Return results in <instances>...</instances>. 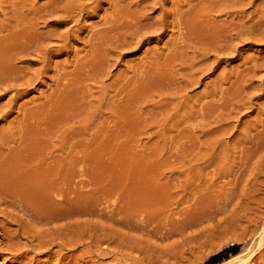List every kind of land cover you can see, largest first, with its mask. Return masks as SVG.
I'll use <instances>...</instances> for the list:
<instances>
[{"label": "rangeland", "instance_id": "1", "mask_svg": "<svg viewBox=\"0 0 264 264\" xmlns=\"http://www.w3.org/2000/svg\"><path fill=\"white\" fill-rule=\"evenodd\" d=\"M116 1L114 2L113 0L110 3L111 0H108V2L107 0H75V2L74 0H0V39L3 38L0 40V43L4 44L9 37L14 38V36L16 41L17 39H21L18 36L20 37L19 34L23 30V32L25 31L24 33H27L28 37L30 35L29 38L32 40V43L29 41L32 45L29 43L28 46L33 47L36 43L39 44V42H35L37 39L33 40L37 35L36 37L43 38L41 44H45L42 47L46 48L44 62L37 57L38 55H35L33 52L31 54V51L28 56L24 53L26 58L22 54L25 59L21 58V54L12 56L13 63L10 62V70L7 69L10 72L12 71L14 75L17 72L15 70L20 69L19 71L22 74L18 71L16 75L19 73L18 76L22 77L21 79L16 75L13 76V73L10 76L6 67H4V70L2 67L0 69V79H2L0 80V162H3L5 166L8 165V168L11 170L6 169L7 166H3L5 169L1 168V164L3 163H0V171H3L0 173L2 174L0 175V180L2 181L0 182V198H2L0 200V239L4 236L3 234L15 235L14 232L25 231L26 233L28 230L29 235L30 233L33 234L34 231L36 232L40 227L44 229L48 227L46 225H39L40 227H38V224L34 225L33 220L30 219L29 213L31 212L32 214V211L37 210L40 203L36 204V200L34 202V199H29L27 196L23 198L25 196L23 186L28 187L26 182L27 184L29 182L26 180L31 179L33 174L35 176L38 175L37 170L39 171L38 178L34 177L40 180V182L38 183L36 180V182L33 180V184L29 183L30 185H34V187L35 184L38 185L40 183H47V186L50 184V186H56L57 183L58 186V182L61 180L60 186H64L63 188H65L66 183L71 180L70 183L73 186L75 185L76 188L80 186L83 189L88 188L87 190H77L78 188L74 189L75 186H71L73 187L72 190L74 189L77 193L79 191L78 194L80 195L84 194V192L86 193V191L90 192H88L89 195H94L100 184L99 189L101 186H111L109 188L117 192L120 191L118 194L123 198L121 199L122 213L125 211L123 217L127 220L135 218L138 221L139 219L137 218H141L143 220L140 219L141 222L146 227L137 228V232V229L132 230L130 228V231L129 228L124 226L108 224L105 230L110 233L112 232L117 239L128 236L130 240L127 238L122 241H125L122 244L127 247L125 251L126 253H130V255L132 254V257L137 258L141 264H236L233 262L237 261V264H240L242 261L244 262V257L242 256H245L246 252H248V254L246 253L247 255L250 252L255 253L250 254L249 259L246 257L247 255L245 256V259H247L245 264H251V262L254 264L255 260L259 259L260 261L261 258L264 260V244H262L264 241H261L264 240L262 239L264 237H260L264 236V142H261L264 141L262 139L264 137H261L264 136V130H262L264 129L262 127L264 126V118H262L264 117L262 115L264 112L261 111L264 110V86H262L264 83L260 84L261 80L264 81L262 79L264 78V71L260 68L264 67H256V65L264 64V41H260V43L258 41L241 43L239 42L240 39H238L239 41L232 39L228 44L235 45L237 49L233 50L230 48L231 50L227 49L228 52L226 49H220L218 53L216 52L217 50L208 51V46L198 45L193 38L191 40L182 39L184 43L181 42V38H179L180 31H177V28L173 26L176 31L172 30L170 22L168 23L169 20H172V17L168 19V16L165 18V23L168 20L167 23L169 25L165 24L163 26L162 29L164 31L161 30L159 24L155 25V27L151 26V24L146 25L144 29H149L148 31L141 29V32H144V34L142 32L143 36L150 37L147 38L148 40L141 38L142 42L141 40L137 41L140 38L137 36V40L134 39V42L137 41V43L127 39V37L126 40L128 42H125L124 33H127L125 28L123 32L122 30L120 31V34L116 31V33L106 34L103 40L101 39L102 41L98 40L97 44L94 42V39L91 40V35L97 32L98 29L100 30L101 27L104 28L106 19L111 18L109 15L115 9L114 3ZM123 1L118 3L120 8L129 2V0ZM160 1L164 2L159 7H154L151 0H142V3H146L152 9L149 10L148 6L141 5L148 7L144 13L147 12L148 16L150 14L149 23L152 20L154 21V19L157 20L164 12L166 13L167 9L171 11L174 6L173 4L178 7L179 5L177 4L179 3L180 7L183 6V9L181 8L183 11L190 12L189 17L194 20L196 17L198 18H196L197 21L195 20L196 23H210L208 25H211L213 30V26L216 29L223 25L226 26L225 24L233 19L230 24H234L235 22V24H238L237 19L239 17L240 21L245 23V20L248 21L251 17L252 23L259 16L261 7H264V4H262L264 0H255L256 4L254 0L253 2L252 0H234V2L236 1L235 3L233 0L232 3H229L231 0H211L212 3L214 2L213 4H211L210 0H205V2L204 0H198V2L196 0ZM243 1H246V3ZM194 2L197 4L195 5ZM132 3H129V5L131 4L130 10L135 7ZM184 3L186 5H183ZM189 3L195 7L188 6ZM218 3H221V6ZM223 3L226 4L224 5ZM237 3L240 4L237 5ZM110 4L114 6H111V9L108 7ZM162 4H164L163 7ZM217 4L220 7L219 9L216 6ZM13 6L14 9L11 8ZM200 7H202V10H200ZM238 7H241V9ZM16 8L17 11H15ZM208 8L210 10L213 8L215 12L211 10L209 14ZM236 8L238 12L244 11L243 15L246 14L248 16L249 14V19H247L246 15L242 16L241 13H238ZM51 9H54L55 12L46 15V12ZM18 10L20 12L22 10L23 12L20 13ZM45 10L47 11L45 12ZM79 10L81 11L79 12ZM218 10L221 11V14L224 13V15H220ZM231 10L235 12L232 13ZM226 11L227 13H225ZM160 12L162 13L160 14ZM230 12L231 14H235L236 17L240 14L241 16L237 18L235 15V18L232 15L227 16L226 14ZM205 13L209 15L206 16ZM251 13H255L254 15L252 14L253 18ZM64 14L65 17H62ZM123 14L124 12L122 11ZM14 15L16 16L14 17ZM25 15H27L29 20ZM66 15H69L70 18H68L69 16L66 17ZM107 15L109 18H106ZM32 16L34 18L40 17L35 18V21ZM127 16L125 15L126 19H128ZM200 16L204 18L205 23ZM18 18H20L22 23H17L19 22ZM104 18L105 21L103 22ZM24 19L27 20L25 21ZM126 19L123 22L128 24L129 22H126ZM225 19L228 21L225 22ZM148 21L143 22L148 23ZM249 21L246 24L247 26L250 24ZM16 23L18 26L15 25ZM20 24L21 27L19 28ZM215 24H218V27ZM148 26L151 29H156L153 30L155 34L157 32V36L153 30L150 31L151 29ZM16 29L18 36L14 33L17 32L15 31ZM11 31V36L6 35L11 33ZM115 34L118 36L116 37ZM151 34L153 35L151 36ZM110 35L113 37L111 38ZM121 35H124V37H120L119 40V36ZM177 37L179 39H176ZM109 38L114 39V42ZM121 38L122 41L124 40V46H120L122 44ZM116 39L118 40L117 42ZM174 40L175 42H179L175 43ZM172 41L176 45L171 43ZM190 41L195 44L193 43L192 45ZM236 41L238 42V46L232 44L236 43ZM102 43L104 47L100 45ZM116 43H119L118 47ZM94 44L98 45V51L95 56L90 55V53L88 54L90 52L89 49ZM172 45L175 48H172ZM191 45L192 47H190ZM202 46L205 47L203 48ZM198 47L200 48L197 49ZM115 48L116 50H114ZM191 48L202 54L206 53L204 56L207 57H199L203 55L201 53L194 54L195 51ZM111 49L115 51L111 53L112 56L109 55L112 51ZM185 49L188 51L183 52ZM175 50L179 53H176ZM190 50L191 52L189 53ZM171 53L175 56V59ZM215 53H217V57L221 54L218 57L219 59L215 57ZM107 54L110 57H107ZM197 54L201 55L197 56ZM97 55L98 57H96ZM92 56L94 57L92 58ZM184 56H189V58L185 57L186 59H184ZM97 58L98 62L96 61ZM199 58L202 59L200 60ZM101 59L105 61L103 62ZM188 59L190 62L187 61ZM180 60H183L182 62L185 65H182L183 63L179 64ZM22 63L24 64L22 65ZM41 65L45 67H41L43 69L39 70V72L35 71L41 69ZM21 66L26 69H22L24 72H22ZM89 66H94L95 68ZM178 66L183 69H179ZM248 66L249 68H247ZM184 67H187V69ZM255 67L259 71H255L254 73L256 74H248ZM33 71L36 72L35 75ZM198 71L200 72L195 74ZM243 75L246 76L247 80ZM8 76L10 77L9 79L7 78ZM5 78H7L6 81ZM23 79H28V81L22 82L21 80ZM187 79L188 81H186ZM224 79L227 81H224ZM181 80L183 82L179 84L178 81ZM253 81L254 83H252ZM175 82L178 85H176L177 83L174 84ZM187 82L192 84L187 85ZM245 84L248 86V89ZM8 85H12V87L10 86V88ZM6 87H9V89L6 90ZM213 90H215V94ZM256 117L258 121H256ZM33 119H36V121L34 122ZM255 123L258 125H255ZM260 123L262 126H260ZM15 156H17L19 161L17 159V162H15ZM6 160L8 161L7 163L5 162ZM82 162H85V164ZM12 163L13 167H10L9 164ZM23 167H26V169H23ZM81 168L87 171L88 174L85 172L86 177H84ZM21 169L20 174L18 170ZM79 170L81 171V178ZM24 171L25 173L33 171L30 174L31 177L29 176L30 172H27V175ZM70 171L74 173L78 172V174L69 175L68 173H73ZM5 173L10 174V176ZM11 173L14 174L13 180L10 178L12 182L9 181V183L5 182L3 184L6 180L8 182L9 178H6L7 176L12 177ZM64 174H67L68 177H64ZM22 175H26V177ZM3 178L6 180L3 181ZM20 178H23L22 180L25 181V185H21L22 180ZM82 178H87L85 181H88L86 184L89 186L79 183H84V179L80 180ZM15 179L18 181L14 183ZM32 179L29 181L32 182ZM76 179L79 180L77 181ZM23 181L22 183H24ZM76 181L80 186L77 183V185L74 184ZM89 181L91 183L96 182L97 187H93V189L96 188L95 190L92 189L91 191L90 187L95 182L91 184ZM14 184L15 186L19 185V187H22H17L21 192H19V189L17 190L19 195L23 193L20 196L23 202H20V198L18 197H16L18 199L14 197L12 201L5 196L6 194L12 195L9 193V189ZM2 188L4 190L9 189L4 191ZM74 190L73 192H75ZM33 191L29 192V196L36 194L35 190ZM73 192L70 193L73 194ZM77 193H74V196L76 194L75 197L72 194L69 196L66 194V197L67 199L76 198ZM88 193L84 195L87 196ZM127 194L128 196L126 197ZM84 195L81 197L84 198ZM42 196L43 194L41 193ZM26 198H28V201ZM110 200L112 201V198ZM29 201L36 205L26 204ZM111 201L109 205L113 207ZM14 202L19 203L16 205ZM20 203L24 205L22 204L21 206ZM7 205L9 210L7 209ZM25 205L32 207H26ZM12 206H16V208ZM20 206L22 209H17ZM3 208L4 210H2ZM12 208H15L17 211L19 210V214L14 209L12 210V214ZM31 208H34V210H31ZM135 210L138 214H136ZM131 211L135 214L131 213ZM24 214H26L25 217ZM72 217H69L70 220L62 218L69 221L76 220L75 222H70L71 224L62 219H58L57 221L59 222L56 220L51 222L49 226L53 229L51 231L56 229L55 231L61 232L62 230L61 233H65L63 234L64 237L70 236L69 238H71L73 235L75 237L77 232L79 233L80 230L85 228L87 232L93 231L95 233V231H98L97 229L100 230L103 222L96 218V216H90L94 217V219L89 216L87 218L84 215L83 217L81 215ZM78 218L82 220L81 223L83 224L79 223ZM82 218H84V222ZM21 219H24L25 223ZM87 220L88 222H86ZM90 220L96 221L92 222ZM15 222H17L18 226H23L18 227ZM60 222L64 225L58 227L59 224L57 225V223ZM52 226L56 227L53 228ZM61 226L66 229L64 228L63 230ZM20 228L22 229L21 231ZM92 228L95 230H92ZM67 230L70 232L69 235ZM122 234L125 236H122ZM126 241L128 242L126 243ZM131 242L133 243L130 244ZM255 244H260V246H257L260 248H257ZM234 246H236L235 249H232ZM3 247L5 248L0 243V251L2 250L0 252V264L25 263L24 260L21 261L22 258L17 257L18 253H15V249L10 248L9 250H12L9 251L2 249ZM253 247L257 249L254 248V250L252 249ZM7 251L10 253H7ZM12 251L15 255L11 253ZM259 251L262 254L258 253ZM16 252L18 251L16 250ZM216 256L219 257L216 259ZM42 257L46 258L44 255H39L37 257L38 260H36L37 262L32 261L29 264H43L42 260L44 261L45 258L43 259ZM257 261L255 264H257ZM128 262L127 260L126 263L128 264ZM243 262L241 264H244ZM259 263L264 264V261H260ZM129 264L132 263L129 262Z\"/></svg>", "mask_w": 264, "mask_h": 264}, {"label": "bare ground", "instance_id": "2", "mask_svg": "<svg viewBox=\"0 0 264 264\" xmlns=\"http://www.w3.org/2000/svg\"><path fill=\"white\" fill-rule=\"evenodd\" d=\"M110 1V0H109ZM112 1L113 0H111V2L110 3H112ZM123 0H117L116 1V3H114L115 2V0H114V6H115V9H113L112 10V14H108L109 16H111V18H109V16L107 15L106 16V18L108 17L109 19H106V22H105V24H104V28H100V30L98 29V31L97 32H95V33H92V35H91V40L92 39H94L95 41V43H97L98 44V40H103V37H105V35L106 34H109V33H114L115 31L116 32H119V34L121 33L120 31L122 30V32H123V29H125L126 28V30H127V33L125 34L124 33V35H125V42H128L127 40H126V37H127V39H129V40H133V42H134V39L135 40H137V36H139L138 38V40L137 41H140L141 40V38H144V39H146V40H148L147 38L149 37V36H146L145 37V35L143 36L142 35V32H141V29H143L144 31L145 30H149V29H144V28H146V25H150L151 24V26H153V27H155V25L157 26V24H159V26H160V28H161V30H163L162 28H163V26H165V24H168L169 22H170V26H171V28H172V30L176 27L177 28V31L179 30L180 31V33H179V38H181V42H183L184 43V41L183 40H185V39H189V40H191L192 38L195 40V42H197L198 43V45L200 44V46L201 45H206V46H208V51H210V50H217L216 52L218 53V50H225L226 49V51H227V49H233V50H235V49H237L236 48V46L234 45H229L228 43L229 42H231L230 40H234V39H236V40H238V39H240V41L239 42H252V41H258L259 43H260V41H264V7H261L260 9H261V11H260V14H259V16L256 18V20L255 21H252V23H251V17H250V19L248 18V16H249V14H248V12H247V14H248V16H247V19H249L248 21H249V23L250 24H248V26L246 25L247 24V20H245L246 21V23L245 22H242V21H240V17L239 16H241V14H242V16H245V15H243V12H238V9L236 10L238 13H241L240 15H238L237 17H239L237 20H238V24H230V22H232L233 20H231L229 23H226L225 25L226 26H222V27H219V28H215V26H213L214 27V30H213V28H211V25L209 26L208 24H210V23H208L207 24V22H206V24H198V23H196L195 22V20H196V18H195V20L193 19V18H191V17H189V13L190 12H187L186 10L185 11H183L182 9V7H180V4L178 3H176L177 5H179L178 7L177 6H175V4H173L174 6L172 7V9H171V11H168V9H167V11H166V13L164 12L157 20H155L154 19V21L152 20L150 23H149V21L148 20H150V18H149V16H150V14H149V16L146 14V13H144L145 12V10H146V8H148L149 6L145 3H142V0H135V1H133V0H129V2H127L128 4H126L124 7H119V5H118V3H121ZM150 1V0H149ZM152 2V6H154V7H156V6H160L161 5V3H163V2H161L160 0H151ZM184 1V0H183ZM182 1V2H183ZM188 1H191V0H188ZM193 1V0H192ZM197 2H198V0H196ZM206 1H209V0H206ZM211 1V0H210ZM220 1H222V0H220ZM227 1V0H226ZM229 1V0H228ZM237 1V0H236ZM235 1V2H236ZM239 1V0H238ZM257 1V0H256ZM7 2V1H6ZM10 2V1H9ZM67 2V1H66ZM70 2V1H69ZM74 2H75V0H74ZM107 2H108V0H107ZM124 2V1H123ZM131 2H133L132 3V5H134L135 7H134V9L132 8V10H130V6H131V4L129 5V3H131ZM144 2V1H143ZM147 2V1H146ZM204 2H205V0H204ZM217 2V1H216ZM233 2H234V0H233ZM234 2V3H235ZM243 2H245L246 3V1H243ZM249 2V1H248ZM251 2V1H250ZM252 2H253V0H252ZM251 2V3H252ZM262 2H264V1H262ZM3 3V2H2ZM8 3V2H7ZM99 3V2H98ZM151 3H150V5H151ZM191 3V2H190ZM190 3L188 4V6H192V5H190ZM195 3V5L197 4L196 2H194ZM199 3H200V1H199ZM202 3V2H201ZM207 3V2H206ZM214 3V2H213ZM212 3V1H211V4H213ZM229 3H232V0H231V2L229 1ZM233 3V4H234ZM244 3V4H245ZM251 3H249L250 5H251ZM254 3L256 4V2H255V0H254ZM13 4V3H12ZM12 4H10V5H12ZM19 4V3H18ZM65 4V3H64ZM107 4H109V3H107ZM145 5V6H148V7H144V6H141V5ZM182 4V3H181ZM205 4V3H204ZM209 4V3H208ZM218 4H220V6H221V3H218ZM218 4L216 5V6H218ZM224 5L226 4V3H223ZM222 4V5H223ZM238 4H240V3H237V5ZM254 4V5H255ZM262 4H264V3H262ZM14 6H15V4H13ZM21 5V4H20ZM71 5V4H70ZM113 5V4H112ZM111 4L110 5H108V7H110V9H111V6H112ZM124 5V4H123ZM163 5L164 4H162V7H163ZM183 5H186L185 3L183 4ZM199 5V4H198ZM227 5H228V2H227ZM235 5V4H234ZM259 5H261V3H259ZM14 6L13 7H11V8H13L14 9ZM79 6H80V4H79ZM97 6H98V4H97ZM114 6H112V7H114ZM206 6V5H205ZM212 6V5H211ZM215 6V7H216ZM257 6H258V4H257ZM20 7V6H19ZM24 7V6H23ZM161 7V8H162ZM187 7V6H186ZM193 7H195V6H192V8ZM209 7V6H208ZM214 7V8H215ZM229 7H231V6H229ZM245 7H246V5H245ZM248 7H250V6H248ZM252 7V6H251ZM259 7V6H258ZM10 8V9H11ZM21 8V7H20ZM63 8H65V7H63ZM68 8V7H67ZM70 8V7H69ZM79 8H81V7H79ZM150 8V7H149ZM160 8V9H161ZM182 8V9H181ZM201 8V9H200ZM200 8H198V9H200V10H202V7H200ZM203 8H204V5H203ZM220 7L218 6V9H219ZM224 8V7H223ZM222 8V9H223ZM226 8V7H225ZM239 8V7H238ZM55 9V8H54ZM54 9H51V10H45V12H46V15H50V14H53L54 12H55V10ZM73 9V8H72ZM84 9V8H83ZM165 9V8H164ZM187 9V8H186ZM189 9V8H188ZM191 9V8H190ZM197 9V10H198ZM209 9V8H208ZM221 9V10H222ZM232 9V8H231ZM239 9H241V7L239 8ZM244 9V8H243ZM242 9V10H243ZM259 9V10H260ZM62 10V9H61ZM75 10V9H74ZM149 10H152L151 8L149 9ZM193 10V9H192ZM204 10V9H203ZM211 10H213V8L211 9ZM210 9H209V14H210V11H211ZM234 10V9H233ZM255 10V9H254ZM11 12H12V10H10ZM15 11H17V8H16V10ZM14 11V12H15ZM19 12H20V10H18ZM59 11H60V9H59ZM63 11H64V9H63ZM81 10H79V12H80ZM122 11L124 12V16L122 15ZM162 11V10H161ZM193 11H196V10H193ZM205 11H207V10H205ZM214 11V10H213ZM229 11V10H228ZM241 11V10H240ZM252 11V10H251ZM256 11V10H255ZM21 12H23L22 10H21ZM20 12V13H21ZM42 12H44L43 10H42ZM41 12V13H42ZM74 12V11H73ZM109 12V13H110ZM127 12H129V13H127ZM151 12V11H150ZM196 12H198V11H196ZM200 12V11H199ZM215 12V11H214ZM220 12V15H224V13H222L221 14V11H219L218 10V13ZM231 12H232V10H231ZM231 12L230 13H228V14H230V15H228V14H226L227 16H233V18H235L236 17V15L235 14H231ZM233 12H235V11H233ZM232 12V13H233ZM20 13H18V15H20ZM38 13V12H37ZM48 13V14H47ZM71 13H72V10H71ZM127 13V14H126ZM162 12H160V14H161ZM208 13V12H207ZM225 13H227V11L225 12ZM246 13V12H245ZM11 14V13H10ZM14 14V13H13ZM56 14H57V11H56ZM67 14V13H66ZM69 14V13H68ZM209 14H207V15H209ZM211 14H213L212 12H211ZM253 13H251V15H252ZM255 14V13H254ZM253 14V15H254ZM8 15V14H7ZM12 15V14H11ZM17 15V14H16ZM16 15H14V17L16 16ZM17 15V16H18ZM44 15V14H43ZM125 15H128L127 16V18L128 19H126V17H125ZM191 15V14H190ZM194 15V14H193ZM205 15H206V13H205ZM206 15V16H207ZM234 15H235V17H234ZM253 15H252V18H253ZM5 16V15H4ZM24 16V15H23ZM26 17H27V15H25ZM69 15H66V17H68ZM169 16V18L168 19H170V17H172L171 19V21L169 20H167L168 21V23H167V21H166V23H165V18H167ZM212 16H215V15H212ZM256 16V15H255ZM254 16V17H255ZM9 17H10V15H9ZM12 17V16H11ZM26 17H24V18H26ZM33 17V16H32ZM38 17H40V16H38ZM38 17H35V18H38ZM62 17H65V14H64V16H62ZM61 17V18H62ZM123 17H125V18H123ZM151 17V16H150ZM236 17V18H237ZM20 18H21V20H22V17L20 16ZM20 18H18L19 19V22H17V23H20L21 22V20H20ZM34 18V17H33ZM34 18V19H35ZM52 18V17H51ZM68 18H70V16L68 17ZM153 18V17H152ZM155 18V17H154ZM200 18L201 19H203V22H204V18H202L201 16H200ZM227 18V17H226ZM231 18V17H230ZM17 19V18H16ZM27 19H28V17H27ZM26 19V20H27ZM31 20H32V18H30ZM40 19V18H39ZM124 19H126V22H129L128 24H125L124 22H123V20ZM198 19V18H197ZM209 19H210V16H209ZM243 19V18H242ZM25 20V19H24ZM25 20V21H26ZM29 20V19H28ZM129 20V21H128ZM221 20V19H220ZM254 20V19H253ZM17 21V20H16ZM23 21V20H22ZM33 21V20H32ZM35 21H36V19H35ZM38 21H40V20H38ZM105 21V18H104V20H103V22ZM143 21H145V22H147L148 21V23H145V22H143ZM197 21V20H196ZM209 22H210V20H208ZM215 21H217V20H215ZM226 21H228V20H226L225 19V22ZM219 23H220V21H218ZM222 22V21H221ZM224 22V23H225ZM17 23L15 24V25H17ZM22 23V22H21ZM31 23V22H30ZM171 23H172V25H171ZM205 23V22H204ZM212 23H213V19H212ZM216 23V22H215ZM218 23V24H219ZM223 23V24H224ZM6 25H7V23H5ZM218 24L216 25V27H218ZM221 24V23H220ZM228 24V25H227ZM103 25V24H102ZM107 25V26H106ZM145 25V26H144ZM169 25V24H168ZM214 25V24H213ZM9 26V25H8ZM18 26V25H17ZM106 26V27H105ZM174 28H173V27ZM198 26H200V27H198ZM3 27V26H2ZM21 27V24H20V26H19V28ZM24 27V26H23ZM32 27V26H31ZM149 27V26H148ZM147 27V28H148ZM167 27V26H166ZM169 27V26H168ZM6 28V27H5ZM9 28H11V27H9ZM9 28H7V29H9ZM30 28V27H29ZM150 28V27H149ZM159 28V29H160ZM170 28V27H169ZM170 28V29H171ZM6 29V30H7ZM23 29V28H22ZM25 29V28H24ZM151 29V28H150ZM153 29H155V28H153ZM153 29H151L150 31H152ZM159 29H157V30H159ZM216 29V30H215ZM5 30V31H6ZM25 30H27V29H25ZM125 30V31H126ZM156 30V29H155ZM171 30V32H173ZM175 31H176V29H174ZM2 31H4V30H2ZM15 31H17V29L15 30ZM22 31V32H21ZM20 32H21V34H19L20 35V37L17 35V33H18V31L17 32H14L15 33V35L16 36H18V38H21V39H17V41H16V39H14L15 38V36H14V38H11V37H9V39H7L6 41H5V43L4 44H1L0 43V69H1V67H2V69L4 70L5 68L4 67H6V70H7V72L10 70L9 69V67H10V62H12V56H14V55H18V54H21V58H24L23 57V55H24V53L28 56V54H29V52L31 51V54H32V52L35 54V55H38L37 57H39L40 59H42V61L44 62V60L43 59H45L46 57L44 56V54H45V52H46V48L45 47H42L43 45H45V44H41L42 42H43V38H41V37H36L37 35L36 34H33V35H36L34 38H33V40L35 41L36 39V41L35 42H39V44H35V45H33V47L32 46H28L29 45V43L32 41V40H30V35H29V37H28V35H27V33H24L23 32V30H21ZM28 31V30H27ZM149 31V32H150ZM164 31V30H163ZM7 32V31H6ZM9 32V31H8ZM28 32H31V31H28ZM115 32V33H116ZM153 32H154V30H153ZM158 32H162V31H158ZM32 33V32H31ZM34 33V32H33ZM11 34H12V31H11V33H9V34H6V35H8V36H11ZM141 34V35H140ZM143 34H144V32H143ZM145 34H146V32H145ZM154 34H155V32H154ZM156 34H157V32H156ZM155 34V35H156ZM3 35V34H2ZM51 35V34H50ZM113 35V34H112ZM112 35H110V37L112 38L113 36ZM116 35V34H115ZM124 35H121V36H119V40H120V37H124ZM150 35V34H149ZM153 34H151V36H152ZM177 36H178V34H176ZM7 36V37H8ZM118 35H116V37H117ZM157 36V35H156ZM159 36V35H158ZM173 36V35H172ZM175 36V35H174ZM0 37H1V35H0ZM12 37H13V35H12ZM116 37H114V38H116ZM176 37V36H175ZM62 38V37H61ZM111 38H109V39H111ZM150 38V37H149ZM152 38V37H151ZM174 38V37H173ZM178 37L176 38V39H179ZM1 39H3V38H1ZM0 39V40H1ZM108 39V41H110ZM118 39V38H117ZM116 39V42L118 41ZM124 39V38H123ZM175 39V38H174ZM183 39V40H182ZM5 40V39H4ZM101 40V41H102ZM112 41L114 40V39H111ZM30 41V42H29ZM33 41V42H34ZM90 41V40H89ZM97 41V42H96ZM121 41H122V38H121ZM137 41L136 42H134V43H137ZM4 42V41H3ZM88 42V41H87ZM92 42V41H91ZM91 42H89V43H91ZM94 42H92V43H94ZM100 42V41H99ZM114 42V41H113ZM141 42H142V40H141ZM174 42H175V40H174ZM173 41L171 42V43H174ZM177 42H179V41H176L175 43H177ZM180 42V43H181ZM191 42V41H190ZM257 42V43H258ZM32 43V42H31ZM30 43V44H31ZM88 43V44H89ZM91 43V44H92ZM132 43V42H131ZM174 43V44H175ZM186 43H188L187 41H186ZM194 43V42H193ZM193 43L191 42V44L193 45ZM237 41H236V43H232V44H236L237 45ZM40 44H41V46H40ZM97 44H94V45H92L91 46V48L89 49V51L90 52H88V54L90 53V55H96V52L98 51V45ZM109 44V43H108ZM117 44V47L119 46V43H116ZM124 44V40L122 41V44L120 45V46H124L123 45ZM127 44V43H126ZM130 44V43H129ZM173 44V45H174ZM195 44V43H194ZM248 44V43H247ZM250 44V43H249ZM32 45V44H31ZM90 45V44H89ZM100 45H103V43L102 44H100ZM173 45H172V48H175V46L173 47ZM176 45V44H175ZM180 45V44H179ZM185 45V44H184ZM188 45H190V44H188ZM187 45V46H188ZM192 45L190 46V47H192ZM227 45H229V46H227ZM244 45V44H243ZM127 46V45H126ZM182 46V45H181ZM195 46V45H194ZM238 46V45H237ZM103 47H104V45H103ZM103 47H101V48H103ZM115 47V46H114ZM116 47V48H117ZM185 47H186V45H185ZM203 47V46H202ZM205 47V46H204ZM203 47V48H204ZM113 48V47H112ZM116 48L114 49V50H116ZM200 47H198L197 49H199ZM207 48V47H206ZM239 48V47H238ZM106 49H108V48H106ZM191 49H193V51H195V53L194 54H196V53H201V52H199V51H197V50H194V48H191ZM230 49V50H231ZM100 50V49H99ZM112 50V49H111ZM114 50H112L111 52H110V54H109V52H108V54L109 55H111V53H114L115 51ZM201 50V49H200ZM106 51V50H105ZM108 51V50H107ZM176 51V50H175ZM174 51V52H175ZM178 51H181V50H178ZM186 51H188V50H184L183 52H186ZM192 51V52H193ZM202 51V50H201ZM207 51V52H208ZM104 52V51H103ZM102 52V53H103ZM173 52V53H174ZM191 52V50L189 51V53ZM215 52V51H214ZM228 52V51H227ZM231 52V51H230ZM229 52V53H230ZM234 52V51H233ZM238 52V51H237ZM2 53V54H1ZM117 53V52H116ZM176 53H179V52H177L176 51ZM176 53H175V55H176ZM188 53V54H189ZM217 53H215V57H217L216 56V54ZM220 53V52H219ZM221 53H223L222 51H221ZM226 53V52H225ZM228 53V54H229ZM236 53V52H235ZM23 54V55H22ZM107 54V57L109 56ZM172 54V53H171ZM181 55H182V53H180ZM184 54V53H183ZM193 54V53H192ZM202 54V53H201ZM201 54H197V56L198 55H201ZM206 54V53H205ZM205 54H202L203 56H199V57H207V56H204ZM231 54V53H230ZM234 54V53H233ZM173 55V54H172ZM178 56H179V54H177ZM180 55V56H181ZM186 55H187V53H186ZM208 55V54H207ZM212 55V54H211ZM221 55V54H220ZM220 55H218V57L220 56ZM223 55V54H222ZM224 55H226V54H224ZM25 56V55H24ZM94 56H92V58L94 57ZM99 56H101V55H99ZM106 56V55H105ZM112 56V55H111ZM174 56V55H173ZM191 57H192V55H190ZM196 58H197V56L196 55H194ZM209 56V55H208ZM36 57V58H37ZM96 57H98V55L96 56ZM110 57V56H109ZM177 57V56H176ZM185 57H187V56H184V59H186ZM217 57V58H218ZM19 58V57H18ZM25 58H26V56H25ZM24 58V59H25ZM91 58V59H92ZM102 58V57H101ZM183 58V57H182ZM187 58H189V56L187 57ZM202 58H199L200 60L202 59ZM27 59H29L28 57H27ZM174 59H175V56H174ZM191 59V58H190ZM193 59V58H192ZM195 59V58H194ZM219 59V58H218ZM19 60V59H18ZM34 60V59H33ZM24 61V60H23ZM22 61V62H23ZM26 61V60H25ZM28 61V60H27ZM30 61V60H29ZM41 61V62H42ZM97 62H98V58H97V60H96ZM101 61H103V59H101ZM105 61V60H104ZM103 61V62H104ZM179 61V60H178ZM181 62H179V64L180 63H183L182 65H185L184 64V62H182L183 60H180ZM187 61H189L190 62V60L188 59ZM192 61V60H191ZM255 61V60H254ZM21 62V61H20ZM31 62H35V61H31ZM40 62V61H39ZM174 62H175V60H174ZM194 62V61H193ZM195 62L197 63V61L195 60ZM252 62H253V60H252ZM7 63H8V65H7ZM13 63V62H12ZM25 63V62H24ZM24 63H22V65L24 64ZM28 63V62H27ZM95 63V62H94ZM106 63H107V60H106ZM173 63V62H172ZM176 63H178V62H176ZM200 63V62H199ZM256 63V62H255ZM21 64V63H20ZM29 64V63H28ZM32 64V63H31ZM31 64H30V66H31ZM35 64V63H34ZM201 64V63H200ZM252 64V63H251ZM261 64V63H260ZM103 65V64H102ZM104 65H105V63H104ZM103 65V66H104ZM255 65V64H254ZM13 66H14V64H13ZM26 66V65H25ZM202 66V65H201ZM203 66H205V65H203ZM253 66V65H252ZM251 66V67H252ZM41 67H43V65H41L40 66V68ZM45 67V66H44ZM43 67V68H44ZM89 67H94V66H89ZM256 67H264V64H261V65H256ZM256 67H255V69H256ZM9 70H8V69ZM19 68V67H18ZM18 68H15V69H18ZM24 67H22L21 66V70L23 69ZM43 68H41V69H38V70H35V71H37V72H39V70H42ZM95 68V67H94ZM178 68L179 69H183V68H180L179 66H178ZM184 68H186L187 69V67H184ZM247 68H249V66L247 67ZM201 69V68H200ZM202 69H203V67H202ZM201 69V70H202ZM252 69V68H251ZM254 69V68H253ZM250 70V71H252V72H250V73H248V74H251V73H254L255 71H259L258 69H256V70ZM260 69H262V71H264V68H260ZM3 70H2V72H3ZM6 70H5V72H6ZM20 69H18V70H15V72L17 71H19ZM24 70H26L25 68H24ZM28 70V69H27ZM193 70V69H192ZM197 70H198V68H197ZM249 70V69H248ZM30 71H31V68H30ZM183 71V70H182ZM195 71V70H194ZM17 72H16V74H17ZM22 72H24L23 70H22ZM34 72V71H33ZM186 72V71H185ZM184 72V73H185ZM196 72V71H195ZM194 72V73H195ZM200 71H198L197 73H195V74H198ZM243 72H245V71H243ZM9 73H10V76H11V73H13L12 71L10 72L9 71ZM19 73H21V71H19ZM19 73H18V75H19ZM35 73L36 72H34L33 74L35 75ZM183 73V74H184ZM189 73V72H188ZM259 73V72H258ZM257 73V74H258ZM3 74H5V73H3ZM3 74H2V77H3ZM7 75H8V73H6ZM15 74V75H16ZM22 74V73H21ZM24 74V73H23ZM26 74V73H25ZM27 74H29V73H27ZM32 74V73H31ZM39 74V73H38ZM187 74V73H186ZM195 74H193V75H195ZM244 74V73H243ZM248 74H245V75H248ZM254 74H256V73H254ZM14 75V73H13V76H15ZM18 75H16V76H18ZM242 75V74H241ZM245 75H243V76H245ZM1 76V75H0ZM22 76H25V75H22ZM240 76V75H239ZM249 76V75H248ZM252 76V75H251ZM179 77H180V75H179ZM184 77V76H183ZM192 77H194V76H192ZM254 77V76H253ZM8 79L10 78L9 76L7 77ZM7 78H5V81L7 80ZM14 78V77H13ZM18 78H22V77H19L18 76ZM181 78H182V76H181ZM180 78V79H181ZM191 78V77H190ZM195 78V77H194ZM198 78V77H197ZM244 78H246V76L244 77ZM243 78V79H244ZM3 79H4V77H3ZM192 79V78H191ZM227 79V78H226ZM226 79H224V81L226 80ZM237 79V78H236ZM253 79H255V78H253ZM259 79H261V78H259ZM262 79H264V78H262ZM0 80H2V79H0ZM184 80H185V77H184ZM196 80V79H195ZM198 80V79H197ZM223 80V79H222ZM228 80V79H227ZM226 80V81H227ZM246 80H247V78H246ZM246 80H243V81H246ZM4 81V80H3ZM22 82L23 81H25V82H27L28 81V79H23V80H21ZM186 81H188V79L186 80ZM190 81V80H189ZM194 81V80H193ZM201 81V80H200ZM221 81V80H220ZM241 81V80H240ZM239 81V82H240ZM254 81H256V80H254ZM254 81L252 82V83H254ZM260 81V80H259ZM259 81H258V83H259ZM179 82V84H180V82H183L182 80L181 81H178ZM257 82V81H256ZM261 83L260 84H262V83H264V81H260ZM177 82H175L174 84H176ZM221 83V82H220ZM223 83V82H222ZM244 83V82H243ZM248 83V82H247ZM250 83H251V80H250ZM3 84V83H2ZM173 84V83H172ZM183 84V83H182ZM181 84V86L183 87V88H185L183 85ZM188 84H192V83H188L187 82V85ZM196 84V83H195ZM198 84H199V82H198ZM259 84V85H260ZM176 85H178V83L176 84ZM197 85V84H196ZM200 85V84H199ZM251 85V84H250ZM253 85V84H252ZM259 85H258V87H259ZM6 86H7V84H6ZM9 86V85H8ZM11 87H12V85H10ZM9 86V87H10ZM21 86V85H20ZM245 86H246V84H245ZM262 86H264V85H262ZM261 86V87H262ZM0 87H1V84H0ZM9 87L6 89V90H8L9 89ZM10 87V88H11ZM247 87V89H248V86H246ZM249 87H251V86H249ZM3 88V87H2ZM1 88V89H2ZM176 88H177V86H176ZM178 88H179V86H178ZM240 88H242V87H240ZM255 88V87H254ZM181 89V88H180ZM216 89V88H215ZM245 89V88H244ZM250 89V88H249ZM177 90H179V89H177ZM184 90V89H183ZM178 92V91H177ZM215 92V90H213V93ZM215 94V93H214ZM181 98H182V96H181ZM178 102V101H177ZM179 102H180V99H179ZM178 105V104H177ZM262 112H264V110H261ZM261 113V112H260ZM35 114V113H34ZM261 115V114H260ZM262 115H264V114H262ZM36 116V115H35ZM34 116V117H35ZM258 116V115H257ZM32 117H33V115H32ZM36 118V117H35ZM261 118V117H260ZM262 118H264V117H262ZM34 120V122L36 121V119H33ZM260 120H262V119H260ZM256 121H258L257 120V117H256ZM260 122V121H259ZM259 122H257V123H259ZM262 123V122H261ZM261 123H260V126H262L261 125ZM255 125H258V124H256L255 123ZM262 127H264V126H262ZM262 130H264V129H262ZM259 133H261L260 131H259ZM258 133V134H259ZM258 134H256V135H258ZM262 134V133H261ZM245 136H248V135H245ZM258 137V136H257ZM261 137H264V136H261ZM254 138H255V136H254ZM262 139H264V138H262ZM255 141V140H254ZM260 141V140H259ZM261 142H264V141H261ZM257 145V144H256ZM8 155V154H7ZM7 155H6V157H7ZM1 157V156H0ZM10 157V156H9ZM20 157V156H19ZM3 158V157H2ZM5 158V157H4ZM14 158V157H13ZM25 158H26V156H25ZM17 156H15V162H17ZM22 159H24V158H22ZM4 160V159H3ZM8 160V159H7ZM5 161L6 163L8 162V161ZM11 160V159H10ZM26 160V159H25ZM18 161H19V159H18ZM0 163H3V162H0ZM83 163V162H82ZM4 164V163H3ZM3 164H1V168H4L3 166H5V164L3 165ZM83 164H85V162L83 163ZM10 165V167H13L12 165H13V163L12 164H9ZM7 166V167H6ZM5 167H6V169H8L9 171H11L9 168H8V165H6ZM83 167H84V165H82ZM86 166V165H85ZM14 167H17V166H14ZM0 168V169H1ZM85 168V167H84ZM5 169V168H4ZM3 169V170H4ZM16 169H18V168H16ZM23 169H26V167L24 168L23 167ZM32 170V169H31ZM34 171H35V169H33ZM72 170V169H71ZM81 170H82V172L84 173V177H86L85 176V172L87 173V171L86 170H84V169H82L81 168ZM84 170V171H83ZM7 171V170H6ZM20 171H22V169L21 170H18V173H20L21 174V172ZM74 171V170H73ZM73 171H70V172H73ZM78 171V170H77ZM77 171H75V172H77ZM80 171V170H79ZM1 172H3V171H0V173ZM28 173H29V176L31 177V173L33 172V171H27ZM26 172V173H27ZM36 172H38V175H39V171H37L36 170ZM10 173V172H9ZM17 173V174H18ZM24 173H25V171H24ZM25 173V174H26ZM28 173H27V175H28ZM65 173H68V172H65ZM6 174V173H5ZM12 174V173H11ZM69 175H72V174H75V175H77L78 174V172L77 173H68ZM88 174V173H87ZM0 175H2V174H0ZM6 175H8V174H6ZM5 175V176H6ZM13 175L14 174H12L11 176L12 177H8V176H10V174L6 177V178H9L8 179V182H7V180L5 179V178H3V181L4 180H6V181H4L3 182V184L6 182V183H9V181H10V178H12L11 180H13ZM38 175H34L33 174V176H32V182H30L31 181V179H24V180H26V181H28L29 183H32L33 184V180L35 181H37L38 183L40 182V180H37L36 178H38L37 176ZM65 176L64 177H68V175L67 174H64ZM74 175V177L76 178V176ZM80 178H81V171H80ZM78 175V176H79ZM15 176H17V175H15ZM14 176V177H15ZM18 176H20L19 174H18ZM17 176V177H18ZM22 176H25L26 177V175H22ZM21 176V177H22ZM36 178H35V177ZM73 176V175H72ZM25 177H23V178H25ZM71 177V176H70ZM89 177V176H88ZM23 178H20L21 180L23 179ZM62 178V177H61ZM100 178V177H99ZM1 179V178H0ZM19 179V180H20ZM39 179H40V177H39ZM55 179V178H54ZM64 179H66V178H64ZM70 179V178H69ZM69 179H67L68 181H69ZM84 178H82V179H80V180H83ZM87 178H85L84 179V183H82V182H79L81 185L82 184H86V182H88V181H85ZM95 179H97V178H95ZM56 180V179H55ZM54 180V181H55ZM66 180V181H67ZM77 181L79 180V179H76ZM92 180H93V178H92ZM15 181H18L17 179H15L13 182L15 183ZM23 181V180H22ZM22 181H21V185H25V181H23L24 183H22ZM35 181V182H36ZM57 181V180H56ZM61 181V180H60ZM60 181L58 182L59 183V185L57 186V183H56V186H47V183L45 184V183H43V184H35V182H34V184H35V187H34V185H30L29 183V185L27 184V182H26V185L28 186V187H25V186H23V189H25L24 191H23V193H25L24 195V197L23 198H25L26 196L29 198V199H34L33 201L34 202H36V204L37 203H40L39 204V208H37V210H35V211H32L33 213L31 214V212L29 213L30 215L29 216H31V218L30 219H32L33 220V224L34 225H36V224H38V227H40L39 225H46V226H48V227H46L45 229L43 228H41L40 227V229H35L36 230V232L34 231L33 232V234H29L28 235V230H27V232L25 233V231L24 232H14L15 233V235L13 234V235H6V234H3L4 236H2V238L0 239V243H1V245L3 244V246H5V248L3 247L2 249H4V250H9L10 248H13V249H15V253L17 254V257L19 258L20 257V259L22 258V260L21 261H23L24 260V264H29V263H31L32 261H36V260H38V258L37 257H39V255H44V256H46V258L45 257H42L43 259L45 258V260L43 261L42 260V262H43V264H124V263H126L127 262V260L130 262V263H132V264H138V263H140L139 262V260L137 259V258H134V257H132L131 255H130V253H126V248L127 247H125L122 243H124V242H122L123 241V239H129V237L128 236H126V238L125 237H121V239H120V237H119V239H117V237L115 236V235H113L112 234V232L110 233L109 231H106L105 229H106V227H108V224L109 225H116V226H124V227H126V228H129V230L131 231V229L130 228H132V230L133 229H137V228H140V227H146V225H143V222H141V218H137V219H139V221L138 220H136L135 218V220L134 219H125L124 217H123V214L125 213V211H124V213H122V211H123V209L121 208V206H122V202H121V199H123V198H121L120 197V195L118 194V193H120V191L119 192H117V191H115L114 189H112V188H109V187H111V186H109V187H100V189H99V186L101 185H99L98 186V190H97V192L95 191V193H94V195H89V193L86 191V193H88L87 194V196H85L86 195V193L84 192V194H82V195H80V194H78L79 193V191H78V193L74 190V189H77L76 188V186H75V188L73 189L75 192H73V190H72V188L74 187L73 186V184H71L70 182H71V180H70V182H68V183H66V181H65V183H66V185H65V188H63V187H61L60 186ZM77 181L74 183V184H76L77 183ZM0 182H2L1 180H0ZM10 182H12V181H10ZM53 182V181H52ZM90 182V181H89ZM95 182V181H94ZM94 182H90L91 184H93ZM98 182V181H97ZM19 183H20V181H19ZM19 183H17V184H19ZM49 183H51V182H49ZM48 183V184H49ZM54 183V182H53ZM65 183H63V184H65ZM2 184V183H1ZM16 184V185H17ZM47 186H45V185ZM62 184V183H61ZM78 184V183H77ZM76 184V185H77ZM20 185V184H19ZM19 185H17V186H15V184L13 185V186H10V187H12V188H10L9 186V193L10 194H12V195H8V194H1V195H5V196H7V198H9V200H12L14 197L16 198V197H18V198H20V202H23V201H21V198L22 197H20V196H22L23 195V193H22V195H19V192H21V190L19 189V188H22L21 186L19 187ZM43 185V186H42ZM87 186H89L88 184H86ZM95 185V186H94ZM94 185H91L90 187H91V191H92V189H93V187H97V184H96V182H95V184ZM71 186H73V187H71ZM78 186H80L79 184H78ZM104 186V185H103ZM106 186H108L107 184H106ZM17 187H19V188H17ZM85 187V186H84ZM89 187V188H90ZM119 187V186H118ZM4 188H6V187H4ZM4 188H2L3 190H4ZM81 186L77 189V190H82L83 188H81ZM8 189H5L6 191L8 190ZM17 189H19V192H18V190ZM88 189V188H87ZM86 188H84L83 190H87ZM96 189V188H95ZM95 189H93V190H95ZM4 190V191H5ZM33 190H35V195H31V193H30V195L31 196H29V192L30 191H32V192H34ZM1 192V191H0ZM3 192V191H2ZM70 192H73V194L72 193H70ZM81 192V191H80ZM5 193V192H4ZM41 193L43 194V196L41 197ZM69 193V194H68ZM74 193H77V197L76 198H73V199H67V197H66V194L69 196V195H73L74 196ZM82 193V192H81ZM21 194V193H20ZM84 195V198L83 197H81V196H83ZM75 196H76V194H75ZM74 196V197H75ZM91 196V197H90ZM123 196V195H122ZM128 196V194L126 195V197ZM1 197H3V196H1ZM72 197V196H71ZM4 198V197H3ZM18 198H16V199H18ZM28 198H26L27 199V201H28ZM112 198V201L110 200ZM6 199V198H5ZM127 199V198H126ZM0 200H2V198H0ZM14 200V199H13ZM12 200V201H13ZM36 200V201H35ZM130 200H131V198H130ZM134 200V199H133ZM136 200V199H135ZM16 201V200H15ZM110 201L112 202L111 204H113V207L111 208L110 207V205H109V203H110ZM125 201V200H124ZM124 201H123V204H124ZM132 201V200H131ZM130 201V202H131ZM137 201H139V200H137ZM2 202V201H1ZM7 202V201H6ZM11 202V201H10ZM127 202H128V200H127ZM3 203H5L4 201H3ZM2 203V204H3ZM16 205L19 203H16V202H14ZM33 203V202H32ZM31 203V201H29V203L28 202H26V204H30V205H33V206H35L34 204H32ZM132 203V202H131ZM139 203H140V201H139ZM11 204H13L12 202H11ZM21 204V206H22V204L23 203H20ZM19 204V205H20ZM138 204V203H137ZM0 205H1V203H0ZM5 205V204H4ZM24 205V204H23ZM28 205H25L26 207L28 206ZM126 205V204H125ZM132 205V204H131ZM136 205V204H135ZM21 206L18 208L17 207V209H20L21 208ZM124 206V205H123ZM11 207V206H10ZM12 207H15L16 208V206H12ZM28 207H32V206H28ZM15 208H12L11 209V213H12V210L14 209L15 210ZM25 208V207H24ZM23 208V209H24ZM35 208V207H34ZM34 208H31V210H34ZM137 208V207H136ZM135 208V209H136ZM5 209H6V207H5ZM7 209L9 210V207H8V205H7ZM6 209V210H7ZM22 209V208H21ZM27 209V208H26ZM109 209V210H108ZM122 209V210H121ZM2 210H4V208L2 209ZM5 210V211H6ZM106 210V211H105ZM108 210V211H107ZM127 210V209H126ZM138 211H139V209H137ZM4 211V212H5ZM17 210H15V212H16ZM19 211V210H18ZM18 211H17V213H18ZM21 211H23V210H21ZM27 211H29V210H27ZM9 212V211H8ZM24 212H26V211H24ZM135 212H136V210H135ZM16 213V214H17ZM26 213H28V212H26ZM131 213H134L133 211H131ZM140 213V212H139ZM2 214H3V212H2ZM13 214V213H12ZM19 214V213H18ZM22 214V213H21ZM135 214V213H134ZM136 214H138V212H136ZM4 215V214H3ZM2 215V216H3ZM11 215V214H10ZM25 215L26 214H24V217H25ZM79 215H81L82 217H83V215L84 216H87V218H88V216L90 217V216H96V218H98V219H100V220H102L103 222H102V225H101V228H100V230L99 229H97L98 231H95V233L93 232H87L86 231V228L85 229H83V230H80V232L78 233L77 232V235L74 237V235H73V237H71V238H69V237H64V235L63 234H65V233H61L62 232V230H61V232H58V231H55L56 229H54V231H51V230H53L52 228H50L49 226H50V223L51 222H54L55 220L57 221L58 219H62V218H64V219H69L70 220V218L69 217H72V216H79ZM131 215V214H130ZM13 216V215H12ZM17 216V215H16ZM16 216H14L15 218H16ZM125 216H126V214H125ZM133 216V215H132ZM136 216V215H135ZM4 217H6V216H4ZM19 217V216H18ZM18 217H17V219H18ZM22 217V216H21ZM27 217H28V215H27ZM20 218V217H19ZM73 218V217H72ZM75 218V217H74ZM80 218V217H79ZM79 218H78V220H79ZM85 218V217H84ZM84 218H82L83 219V222L85 221L84 220ZM87 218H85V219H87ZM90 218H93L94 219V217H90ZM89 218V219H90ZM132 218V217H131ZM29 219V220H30ZM98 219H97V221H98ZM141 219V220H140ZM151 219V218H150ZM16 220V219H15ZM22 220V219H21ZM24 220V219H23ZM22 220V221H23ZM63 220V219H62ZM69 220H63V221H68L69 223L71 222L72 223V221H74V219L72 220V221H69ZM78 220H77V222H78ZM147 220V219H146ZM14 221V220H13ZM16 221H18V220H16ZM21 221V222H22ZM63 221H62V223H63ZM76 221V220H75ZM74 221V222H75ZM80 222L79 223H81V221L82 220H79ZM90 221H92V220H90ZM89 221V222H90ZM96 221V220H95ZM95 221H92V222H95ZM143 221V220H142ZM149 221V220H148ZM12 222V221H11ZM57 222H59V221H57ZM86 222H88V220L86 221ZM85 222V223H86ZM145 222V221H144ZM16 224H17V222H15ZM23 223H25L24 221H23ZM27 223H30V222H27ZM61 223V222H60ZM60 223H57V225H58V227L60 226V225H62V223L60 224ZM67 223V222H66ZM65 223V224H66ZM68 223V224H69ZM70 223V224H71ZM84 223V224H85ZM145 223H147V222H145ZM150 223V222H149ZM75 224V223H74ZM81 224H83V223H81ZM80 224V225H81ZM92 224V223H91ZM90 224V225H91ZM97 224V223H96ZM104 224H107V225H105L104 226ZM151 224V223H150ZM153 224H154V222H153ZM32 225V224H31ZM55 225V224H54ZM64 225V224H63ZM62 225V226H63ZM73 225V224H72ZM72 225H70V227H72ZM75 225H77V224H75ZM75 225H74V227H75ZM80 225H78V226H80ZM89 225V224H88ZM93 225V224H92ZM148 225V224H147ZM156 225V224H155ZM16 226V225H15ZM17 226H18V224H17ZM16 226V227H17ZM23 225H19L18 227H22ZM26 226V225H25ZM61 226V227H62ZM69 226V225H68ZM100 226V225H99ZM98 226V227H99ZM151 226V225H150ZM17 227V228H18ZM27 227H28V224H27ZM35 227H37V226H35ZM37 227V228H38ZM53 227V226H52ZM56 227V226H55ZM55 227H53V228H55ZM82 227V226H81ZM80 227V228H81ZM88 227H90V226H88ZM94 227H95V223H94ZM148 227V226H147ZM30 228V227H29ZM63 228V230H64V228L65 227H62ZM83 228V227H82ZM91 228V227H90ZM89 228V229H90ZM31 229V228H30ZM29 229V230H30ZM57 229H59V228H57ZM66 229V228H65ZM67 229H69V228H67ZM75 229V228H74ZM94 228H92V230H93ZM141 229V228H140ZM145 229V228H144ZM147 229V228H146ZM154 229V228H153ZM16 230V229H15ZM22 229L20 228V231H21ZM78 230V231H79ZM95 230V229H94ZM134 230V231H135ZM32 231V230H31ZM30 231V232H31ZM66 231V230H65ZM68 231V230H67ZM69 231H70V229H69ZM68 231V232H69ZM72 231V230H71ZM74 231V230H73ZM77 231V230H76ZM76 231H75V234H76ZM115 232H116V230H114ZM145 231V230H144ZM143 231V232H144ZM154 231V230H153ZM119 232V231H118ZM136 232V231H135ZM137 232H138V229H137ZM146 232V231H145ZM5 233V232H4ZM7 233V232H6ZM12 233H13V231H12ZM74 233V232H73ZM121 233V232H120ZM132 233V232H131ZM130 233V234H131ZM147 233V232H146ZM9 234V233H8ZM70 234V232L68 233V235ZM116 234V233H115ZM124 234V233H123ZM122 234V236H125V235H123ZM126 234H128V233H126ZM134 234V233H133ZM28 235V236H27ZM67 235V236H68ZM117 235V234H116ZM129 235V234H128ZM121 236V235H120ZM131 236H133V235H131ZM134 236H137V235H134ZM260 237H264V236H260ZM136 238V237H135ZM138 238V237H137ZM4 239V240H3ZM21 239H23V241H21ZM133 239V238H132ZM261 239V238H260ZM260 239H259V243H260ZM262 239H264V238H262ZM130 240V239H129ZM21 241V242H20ZM257 241V240H256ZM261 241H264V240H261ZM128 241H126V243H127ZM133 242H131L130 244H132ZM262 244H264V243H262ZM127 245V244H126ZM260 246V244H255V246L257 247V246ZM131 246V245H130ZM252 246V245H251ZM254 246V245H253ZM134 247V249H136L135 248V246H133ZM133 247H132V249H133ZM138 247V246H137ZM255 247H253L252 249H254ZM257 248H260V247H257ZM257 248H255V249H257ZM128 249H130L129 247H128ZM254 249V250H255ZM3 250V251H4ZM12 250V249H11ZM11 250H9V251H11ZM16 250L18 251V252H16ZM2 251V250H1ZM0 251V252H1ZM9 251H7V253L9 252ZM129 251V250H128ZM253 251V250H252ZM258 251V250H257ZM262 251V250H261ZM133 252V251H132ZM254 252V251H253ZM10 253V252H9ZM11 253H14L13 251L11 252ZM15 253H14V255H15ZM247 254H248V252H246ZM244 254L245 256L247 255V254ZM255 253V252H254ZM254 253H251L250 252V254H254ZM258 253H261L262 254V252H258ZM247 255L246 257H248V259H249V257L251 256V255ZM245 256H242V257H244V264H245V261L247 260V259H245ZM258 256H259V254H258ZM14 257V256H13ZM17 257H15L16 259H17ZM260 257V256H259ZM258 257V258H259ZM262 257V256H261ZM41 258V257H40ZM236 258V257H235ZM107 259H109L108 261H106ZM241 259V258H240ZM252 259V258H251ZM255 260V259H254ZM253 260V261H254ZM258 261H259V259H257ZM257 260H255V262L257 261ZM20 261V260H19ZM20 261V262H21ZM240 261V260H239ZM249 261V260H248ZM257 261V264L261 261H264V260H262V258H261V260L258 262ZM37 262V261H36ZM53 262V263H52ZM129 262H128V264H129ZM238 262V261H237ZM237 262H233V263H236L237 264ZM241 262V263H242ZM247 262V261H246ZM250 262V261H249ZM255 262H254V264H255ZM21 263H23V262H21ZM38 263H41V262H38ZM240 263V262H239ZM240 263V264H241ZM127 264V263H126ZM141 264V263H140ZM232 264V263H231ZM247 264V263H246ZM248 264H250V263H248ZM251 264H252V262H251ZM260 264V263H259Z\"/></svg>", "mask_w": 264, "mask_h": 264}, {"label": "trees", "instance_id": "3", "mask_svg": "<svg viewBox=\"0 0 264 264\" xmlns=\"http://www.w3.org/2000/svg\"><path fill=\"white\" fill-rule=\"evenodd\" d=\"M236 246H234L232 249H235ZM219 256H216V259L218 258Z\"/></svg>", "mask_w": 264, "mask_h": 264}]
</instances>
